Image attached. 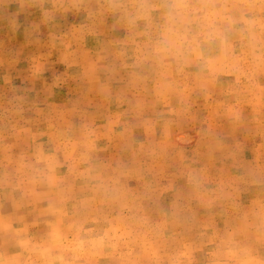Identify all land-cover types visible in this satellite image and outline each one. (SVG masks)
Segmentation results:
<instances>
[{
  "label": "clouds",
  "instance_id": "obj_1",
  "mask_svg": "<svg viewBox=\"0 0 264 264\" xmlns=\"http://www.w3.org/2000/svg\"><path fill=\"white\" fill-rule=\"evenodd\" d=\"M0 264H264V0H0Z\"/></svg>",
  "mask_w": 264,
  "mask_h": 264
}]
</instances>
